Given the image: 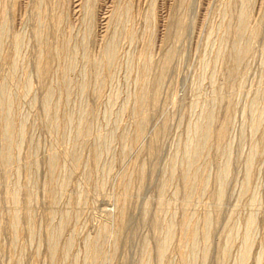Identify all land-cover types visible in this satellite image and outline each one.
I'll return each mask as SVG.
<instances>
[{"label":"rangeland","instance_id":"obj_1","mask_svg":"<svg viewBox=\"0 0 264 264\" xmlns=\"http://www.w3.org/2000/svg\"><path fill=\"white\" fill-rule=\"evenodd\" d=\"M0 264H264V0H0Z\"/></svg>","mask_w":264,"mask_h":264},{"label":"bare ground","instance_id":"obj_2","mask_svg":"<svg viewBox=\"0 0 264 264\" xmlns=\"http://www.w3.org/2000/svg\"><path fill=\"white\" fill-rule=\"evenodd\" d=\"M4 124H5V127H6V126L9 127V124H10V123L7 122V120H5V123H4ZM7 127H6V128H7ZM7 129H8V128H7ZM5 132H6V131H5ZM137 134H138V133H137ZM7 139H8V138H7ZM8 140H9V139H8ZM9 146H10V145H9ZM7 148H8V147H7ZM5 156L7 157V155H5ZM5 156H4V159H8V158H5ZM6 163H7V162H6ZM106 223H107V222H106ZM52 231H53V230H52ZM58 231H59V230H58ZM100 233H101V232H100ZM54 235H55V234H54ZM53 240H54V239H53ZM51 244H52V243H51ZM92 244H93V243H92ZM93 245H94V244H93ZM53 246H54V245H53ZM52 249H53V247H52ZM92 249H93V248H92ZM95 249H96V248H95ZM96 251H97V250H96ZM93 252L95 253V250H94ZM93 252H92V255H94ZM96 254H97V253H96ZM94 256H95V255H94ZM94 256H93V257H94ZM96 256H97V255H96ZM96 256H95V257H96ZM90 259H91V258H90Z\"/></svg>","mask_w":264,"mask_h":264}]
</instances>
